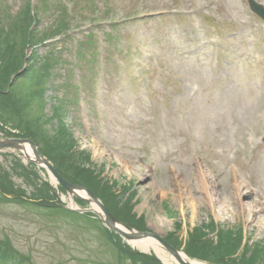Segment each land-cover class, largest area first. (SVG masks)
<instances>
[{"label":"rangeland","instance_id":"1","mask_svg":"<svg viewBox=\"0 0 264 264\" xmlns=\"http://www.w3.org/2000/svg\"><path fill=\"white\" fill-rule=\"evenodd\" d=\"M248 1L46 0L43 13L35 0H0L10 20L38 5L44 32L67 22L64 35L28 49V66L53 74L29 131L67 171L80 169L75 185L124 231L157 234L203 264H242L245 254L264 264V23ZM6 78L0 114L22 118ZM13 123L0 119V140L15 137ZM0 186V264H169L114 234L83 191L63 193L18 151L0 149ZM212 225L238 235L224 262ZM197 230L193 252L215 260L186 252Z\"/></svg>","mask_w":264,"mask_h":264},{"label":"trees","instance_id":"2","mask_svg":"<svg viewBox=\"0 0 264 264\" xmlns=\"http://www.w3.org/2000/svg\"><path fill=\"white\" fill-rule=\"evenodd\" d=\"M37 2H39L44 7L43 13L49 11L50 7L47 4L46 0H37ZM55 6L56 8L61 10V6L58 2L57 4H55ZM34 10V16L31 15V12L29 13L27 11H23L14 20H10L9 18H7V15L0 14V77H7L6 79L9 80L12 79V86L9 89L10 91H13L16 96L15 100L17 101H15V105L17 109L15 111L20 117H22L19 118L13 114H10L12 117L6 116L5 118L0 114V119L5 124H9V120L12 119L14 122L12 126L17 130V133L14 136L25 137L33 140L39 147L40 152L54 164L57 171L67 181L72 184H80L82 183V179L80 178V174L77 175V172H79L80 169L76 171V175H73L72 173L67 171L68 169L66 167H63L61 161L54 155V153L47 151L46 147L43 148L41 146V143L43 144V141L39 138L37 131L36 133L29 131V127L33 125L34 121L41 120L42 114L44 113L46 105L45 98L43 99L42 94L45 91V87L49 84V79L53 76V74L51 72L52 70H50L49 68V64H46L45 67H41L42 64H40V67L43 69H41L40 73H38L37 68L32 67L31 69L28 66L30 61L29 58H27L28 49L33 48V51H35L34 47L38 46L39 42H44L47 39L56 38L58 35L64 34V30L67 31V29L65 28L67 22L60 18L61 11L57 12L58 17L65 23V25L59 27L52 26L51 29L44 32L43 29L41 30L38 28L40 20L37 16L38 11L40 10L39 6L36 5ZM60 19L56 21L59 22ZM55 29L56 31H54ZM42 36L44 37L40 39ZM26 60L28 61V63ZM45 61L51 62V59L48 58V60L45 59ZM25 65H27L26 68ZM40 75H42L43 78H39ZM3 89L4 88H2V90ZM34 108L36 109V112H34ZM31 111H33V117L29 116ZM58 139H60V137H58ZM90 173L92 174V172ZM87 187L91 188L89 186ZM0 190H2L1 186ZM60 190L63 193L65 192V189L62 186L60 187ZM94 192L98 196H100L98 192ZM5 194L8 195L6 192ZM68 213L70 215L78 216L81 218L85 217L84 215H79L78 213L73 211H69ZM216 229H218V232H215ZM211 232L219 235L218 242L216 244H213V248L216 250V258H226L228 249L230 253H234L236 248L239 247V242L235 241V238L238 237V235H232L231 232L227 233L228 231L224 232L217 228L216 225L211 226L210 233ZM202 234L203 232H200L199 230H197V233L196 231H194L193 234H190V238L185 248L186 252H188L190 256L198 258H208L202 257L203 255H209L207 251H204L202 246H199V249L203 252H198L200 254H198L197 252H193L195 248H193L192 245L194 243H197L198 239L199 241L197 244H200V236H202ZM218 243H220V245ZM235 244L237 245L236 247ZM175 245L177 246L179 244ZM209 257H211L212 260H215L213 256L209 255ZM120 260H122V264H126V260L123 257H120ZM220 261L224 262V259ZM151 262H153V260ZM130 264H133V261H131ZM242 264H256L255 258H253L252 255L248 256L245 254Z\"/></svg>","mask_w":264,"mask_h":264},{"label":"water","instance_id":"3","mask_svg":"<svg viewBox=\"0 0 264 264\" xmlns=\"http://www.w3.org/2000/svg\"><path fill=\"white\" fill-rule=\"evenodd\" d=\"M253 7L255 9L258 10V12L264 16V12L262 10H260V8L253 3ZM30 146V148L32 149V157L30 156H24L26 157V159L28 161H32L35 164H38L44 168H46L49 173L51 174V176L58 182L60 183L63 187H65V189L67 190V192L71 195H78V190L83 191V193L88 196L86 199L91 200V202L93 204L98 205L101 210H102V214L98 213L100 218H102L104 220V222L107 224L108 228L115 231L116 233L126 237L127 239L130 240H144V239H155L156 241H158L160 244H162V246H164V248L166 249V251L169 252V254L179 263V264H191L190 262L183 260L180 257L181 252L178 251L177 249H175L173 246H171L170 244H168L163 238L159 237L157 234L151 233V232H138V231H134L133 229H128L129 232L124 231V229L119 225L120 222H118V220L110 213V211L108 210V208L89 190L87 189L85 186L82 185H75V184H71L69 182H67L60 174L59 172L55 169V167L53 166V164L48 161L39 151L38 148L36 146V144L28 139V138H6V139H2L0 140V149H8V148H12L15 150L20 151L23 155L24 154V146ZM79 197H81L80 195H78ZM76 212L78 213H84L87 211H92L91 210H81V209H74Z\"/></svg>","mask_w":264,"mask_h":264},{"label":"bare ground","instance_id":"4","mask_svg":"<svg viewBox=\"0 0 264 264\" xmlns=\"http://www.w3.org/2000/svg\"><path fill=\"white\" fill-rule=\"evenodd\" d=\"M25 147V149H24V156H30V157H32V149L30 148V146H28V145H26V146H24ZM26 158V157H25ZM201 179H203L204 181H205V177H203V178H201ZM78 195H80V192H78ZM81 196V195H80ZM147 244H146V240L145 241H143V240H141V242H138V243H136V242H134V244H136V245H138L140 248H142L143 250H147L149 247L147 246V245H152L154 248H155V251H156V253L165 261V262H167V263H169V264H175L174 262L175 261H173V262H171L170 260H168V258L164 255V252H163V250L162 249H160L155 243H154V241L151 239V240H147ZM180 257L183 259V260H186V261H188V262H190L191 264H203V263H201V262H198V261H194V260H191V259H189L188 257H187V255L186 254H184V253H181L180 254ZM177 262V261H176ZM178 263V262H177Z\"/></svg>","mask_w":264,"mask_h":264}]
</instances>
